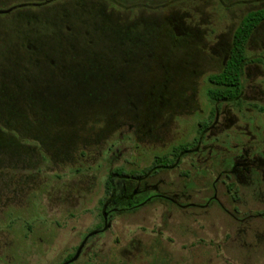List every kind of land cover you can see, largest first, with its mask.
Listing matches in <instances>:
<instances>
[{
	"label": "rangeland",
	"instance_id": "obj_1",
	"mask_svg": "<svg viewBox=\"0 0 264 264\" xmlns=\"http://www.w3.org/2000/svg\"><path fill=\"white\" fill-rule=\"evenodd\" d=\"M121 1L0 0L25 4L0 16V210L15 208L12 254L0 264H264V184L229 173L233 128L217 136L226 142L218 156L188 155L140 185L174 199L188 185L187 202L217 203L154 201L114 214L94 235L114 170L138 173L195 139L194 114L213 109L207 76L219 70L232 25L264 5ZM195 25L198 35L185 37ZM253 42L248 58L261 49ZM8 238L0 234L1 248Z\"/></svg>",
	"mask_w": 264,
	"mask_h": 264
},
{
	"label": "flooded vegetation",
	"instance_id": "obj_2",
	"mask_svg": "<svg viewBox=\"0 0 264 264\" xmlns=\"http://www.w3.org/2000/svg\"><path fill=\"white\" fill-rule=\"evenodd\" d=\"M124 1L125 0L121 1L122 4H127V2ZM24 5L20 4L17 6H10L8 8L0 7V11L7 12L5 14H0V16L10 14L15 9L21 8ZM261 9H264V5L256 9L247 10L245 14L238 18L236 23L232 25V35L230 37V41L226 46V49L223 50L222 54H220V67L219 70L215 73H219L226 65L229 57V52L232 47L233 34L237 29L239 23L247 14ZM171 27L174 30L176 36H178L180 32H178L176 27ZM185 30V37L188 36L190 31L196 32L197 35L199 32L198 25L186 28ZM211 31L213 32L214 30ZM256 38L259 39V45H261V49L257 53H255V51L253 52L254 57L248 58L247 49L249 46H251L252 43H254L253 41ZM243 79L247 80L249 84L244 86ZM209 101L213 105V109H211L210 112L202 109L195 112L194 114V117L198 116L199 119L202 118V121L194 122V124L197 125V136L195 137V139L191 142H179L178 144L171 146L167 153L169 154V158L172 161L168 165L163 166L161 170L175 169L179 167L181 165L182 159L186 158L188 155H194L198 157L206 153V159L212 157L213 154V157L218 156L222 151V145L226 144V142L224 141L225 139H222L220 143H216L215 141L217 140V136L220 133H225L226 131H229L233 128L236 129L237 135L235 137V143L233 144L234 146L232 147V150H234L235 152V156L231 157L232 162L231 164H228L230 166L229 173H236V177L239 180H242L243 178L247 180V183H252V185H254L256 181L257 184H264V20L259 22L247 41L246 61L243 65L240 89L237 97H235L233 100L219 99L213 102L209 99ZM186 106L189 107L188 105ZM254 131L259 133L260 137H254ZM207 140H211L208 144L209 147H207L206 144ZM176 149L177 152H175ZM161 170H157L155 172H145L143 169L139 171L135 176L131 173L126 175L125 172H123V174L121 175H116L115 173L114 175H111L114 177V181L116 182L114 183L118 189V195L115 194L116 192H114V194H109L108 199L104 202L102 208L103 225L101 229H96L93 231L94 235L103 233L106 230L103 229L104 224H106L107 226L110 225V220L114 214L121 212L131 213L149 205L150 203H153L154 201L162 200L167 201L169 202V204L176 207L197 208L200 210L206 208L208 204L212 202L217 203L215 197L210 198L203 205H196L187 202V200L189 199V192L187 191V189H190L188 185L184 186L183 192H179V195H176L177 197L175 196L177 199H174L171 196L167 197L160 194V191H157L156 188L152 186L150 190L144 187L140 188L141 184H143V186H146L144 185V181L147 178L157 175ZM131 184L136 185L132 189V191L129 192L127 189ZM228 187V189H231V186ZM149 192H152L151 196H148L143 201L136 203L137 199ZM13 206V204L9 203V206L6 207L4 211L0 210V234L2 233L4 234V236L9 237L8 241L9 244H11V246L7 245L3 248L0 247V255L3 253H11L12 250L14 239L11 238V234H14L15 228V208ZM45 225L46 222L44 223V226ZM50 240V238L45 239L42 236L37 239V241L39 242L38 246L46 247L48 246L47 242ZM88 240L89 238L86 239L84 244L87 243ZM65 264L68 263L66 262Z\"/></svg>",
	"mask_w": 264,
	"mask_h": 264
},
{
	"label": "trees",
	"instance_id": "obj_3",
	"mask_svg": "<svg viewBox=\"0 0 264 264\" xmlns=\"http://www.w3.org/2000/svg\"><path fill=\"white\" fill-rule=\"evenodd\" d=\"M264 20V9L247 14L239 23L232 38V47L226 65L219 73L211 74L207 77V96L211 101L219 99L233 100L237 97L242 77L243 65L246 61V44L255 27ZM177 152V149L176 151ZM169 154L155 156L152 165L145 172H155L161 170L163 166L171 163ZM158 165V166H157ZM116 175L123 174L121 169L114 170ZM134 176L137 173L132 172ZM114 175V174H112ZM111 176L105 182V193L118 195V189ZM68 263V262H67Z\"/></svg>",
	"mask_w": 264,
	"mask_h": 264
},
{
	"label": "water",
	"instance_id": "obj_4",
	"mask_svg": "<svg viewBox=\"0 0 264 264\" xmlns=\"http://www.w3.org/2000/svg\"><path fill=\"white\" fill-rule=\"evenodd\" d=\"M5 13H7V12H6V11H0V14H5ZM106 227H107V225H105V228H104V229H106ZM79 252H80V250H79V251L77 252V254L75 255V259L78 258V256H79ZM73 261H74V258H73V260L69 261L68 264L73 263Z\"/></svg>",
	"mask_w": 264,
	"mask_h": 264
}]
</instances>
